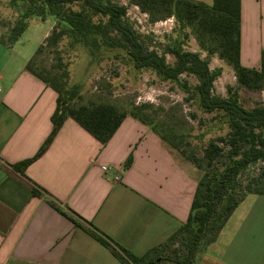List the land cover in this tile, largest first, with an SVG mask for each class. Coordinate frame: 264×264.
Here are the masks:
<instances>
[{
    "label": "crops",
    "instance_id": "crops-1",
    "mask_svg": "<svg viewBox=\"0 0 264 264\" xmlns=\"http://www.w3.org/2000/svg\"><path fill=\"white\" fill-rule=\"evenodd\" d=\"M51 27L30 48L21 39L29 26L16 42H0V264H122L63 211L136 257L171 258L178 243H166L187 221L198 174L150 126L126 117L102 146L68 118L25 168L27 181L11 168L52 131L57 95L25 69ZM262 50L264 0H240L242 66L258 69ZM191 52L206 57L197 43ZM229 67L209 58L210 70ZM32 184L39 195H31ZM192 264H264V195L246 196Z\"/></svg>",
    "mask_w": 264,
    "mask_h": 264
},
{
    "label": "trees",
    "instance_id": "trees-1",
    "mask_svg": "<svg viewBox=\"0 0 264 264\" xmlns=\"http://www.w3.org/2000/svg\"><path fill=\"white\" fill-rule=\"evenodd\" d=\"M7 1L10 8L18 13V19L9 31L7 41H0L3 44L16 42L27 29L30 19L45 21L50 18L55 23L45 43L36 49L25 65L30 74L57 95L51 116L52 131L32 158L11 165L20 177L27 181L25 168L47 150L55 133L68 118L102 146L110 140L126 117L150 125L149 117L143 113L145 106L126 112L110 103H82L79 88L68 85L66 64L59 61L56 66L45 67L37 63V56L46 47H56L63 37H67L73 44L86 47L91 56L102 48L120 50L135 70L150 71L163 81H179L183 74L193 76L196 84L192 91L198 108L204 113L220 114L228 127L227 135L210 141L200 158L186 156L193 166L203 169L204 173L197 183L187 221L166 243L173 245L180 242L181 246L173 249L171 258L166 259L174 264H192L196 255L217 239L227 220L246 196L264 195V181L254 179L253 183H248L241 190L235 186L242 171L251 164L264 161V107L244 108L231 88L227 89L226 97L214 94L213 84L220 70L209 68V58L216 54L232 68L239 87L251 91L264 90V50L261 51L258 69L246 68L240 62V0H213L211 6L190 0H128L142 13H147L151 21L174 17L181 29L190 28L197 45L206 52L205 58H201L198 52L184 50L183 40L149 45L147 38L138 33L126 19V8L111 0ZM166 55L173 58L172 63L167 62ZM182 89L185 90V86ZM151 129L159 135L155 128ZM159 137L168 141L171 148L180 149L179 142L167 140L163 135ZM221 158L225 160L216 167ZM130 163L131 158L128 157L124 168H128ZM259 178L264 180V172ZM30 193L32 196L39 195V187L32 184ZM63 214L109 249L122 264H158L166 260L159 255L152 256L155 251L144 257H136L92 225L83 227L70 214L64 211ZM179 253L181 256H177Z\"/></svg>",
    "mask_w": 264,
    "mask_h": 264
},
{
    "label": "rangeland",
    "instance_id": "rangeland-1",
    "mask_svg": "<svg viewBox=\"0 0 264 264\" xmlns=\"http://www.w3.org/2000/svg\"><path fill=\"white\" fill-rule=\"evenodd\" d=\"M111 1L126 8V19L138 33L147 38L149 45L157 46L172 40H183L184 50L193 49L196 41L192 30L181 29L174 17L154 22L147 13H142L128 0ZM17 19L18 13L10 8L9 1L0 0V41H7L8 33ZM50 25H52L51 29L55 25L50 18L45 21L30 19L29 30H26L21 38L26 41L23 47L36 46L35 43L45 31H48ZM50 32L51 30L48 34ZM44 43L45 39L42 44ZM71 43L70 39L63 37L56 47H46L37 56V63L45 67L56 66L59 61L66 64L69 72L68 85L79 88L82 103H110L126 112L135 107L145 106L143 113L149 117V126L155 128L159 135L165 136L167 140L179 142L180 149L174 150L187 162L189 161L186 156L194 155L200 158L203 149L210 141L227 135L229 130L220 114L204 113L198 108L192 91L196 84L193 76L183 74L179 81H163L150 71L135 70L129 64L130 61L125 53L120 50L102 48L91 56L86 47ZM166 60L169 63L173 62L170 55H166ZM213 85V93L221 97H226L227 89L231 88L237 93L239 102L246 109L264 107V90L251 91L239 87L233 70L222 71ZM183 86L185 90L182 89ZM224 160L225 158L219 159L216 167ZM196 170L199 182L204 170L197 168ZM263 172L264 161L251 164L237 177L236 189H243L248 183H253L254 179L264 181L259 178ZM179 243L168 251L180 247Z\"/></svg>",
    "mask_w": 264,
    "mask_h": 264
}]
</instances>
